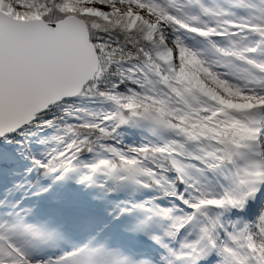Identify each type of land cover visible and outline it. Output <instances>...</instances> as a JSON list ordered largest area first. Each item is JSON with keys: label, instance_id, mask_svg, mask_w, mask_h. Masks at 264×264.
I'll list each match as a JSON object with an SVG mask.
<instances>
[{"label": "snow or ice", "instance_id": "6c2138e0", "mask_svg": "<svg viewBox=\"0 0 264 264\" xmlns=\"http://www.w3.org/2000/svg\"><path fill=\"white\" fill-rule=\"evenodd\" d=\"M61 124L33 168L152 192L120 213L158 250L79 246L54 215L0 205V264H264V0H0V141Z\"/></svg>", "mask_w": 264, "mask_h": 264}, {"label": "rangeland", "instance_id": "374dc122", "mask_svg": "<svg viewBox=\"0 0 264 264\" xmlns=\"http://www.w3.org/2000/svg\"><path fill=\"white\" fill-rule=\"evenodd\" d=\"M80 107L88 111L96 110V106L89 105L85 101H81ZM81 115L84 119H90V117L84 113ZM70 120L71 119L66 122L69 123ZM32 131L34 134L25 138L28 142L25 149L15 146L14 143L4 144L1 141L0 151L4 153V159L0 161V205L7 204L9 208L13 209V207L20 203L21 198L25 196L24 194L32 192L44 193V191H41L42 186H44L41 182L50 180L43 172L40 174L36 173V169L31 165V161L27 158L26 153L37 159L41 158L42 154L48 148L56 146V141L53 140L52 137L54 135H63V124L58 128H49L46 133L35 130ZM120 131L122 132V142L124 144L138 145L149 142L147 135L150 133L148 131L126 128ZM45 140L47 141L46 143ZM81 188L85 187L81 185ZM98 192L97 189L95 190L94 187H92L87 196L93 193L95 197L99 198ZM123 194L126 197L129 196V206L132 202L146 200L153 195V193L148 190H139L137 186L133 184H129L127 190L124 191ZM62 195H66V193L64 192ZM112 195H116L117 197V193H109L105 195V198L111 197ZM126 200L127 199H122L123 202H126ZM152 247L158 249V246L155 245L154 242ZM156 252L154 251V253Z\"/></svg>", "mask_w": 264, "mask_h": 264}, {"label": "bare ground", "instance_id": "6f19581e", "mask_svg": "<svg viewBox=\"0 0 264 264\" xmlns=\"http://www.w3.org/2000/svg\"><path fill=\"white\" fill-rule=\"evenodd\" d=\"M147 139H149V141H154L155 137L149 134L147 135ZM41 183L44 186L51 185L48 191L44 192L45 194L40 192L39 195H36V193L34 192L29 193V194L28 193L24 194L25 196L21 198L20 203L17 205L15 211H18L20 208H23L25 206L30 207V208L34 207V210L38 211L39 210L38 202H40V199L44 198L46 207L41 213H48V214H52L55 216V211L58 208H60V206H58L60 203L68 205V203L72 201L73 203H76L77 208H83V206L81 207V205L85 204L89 200L88 197H91V198L94 197V195L87 196V194H89L90 188H81V185L75 184L73 181H68L65 183H61V182L52 183L50 179V180L42 181ZM64 192L66 193L65 196L62 195ZM98 195H99V198H97V201L93 203L91 207L99 211V215L102 216L101 224L103 225V227H107L108 230L114 225V222L118 219L127 218L128 220H131L132 215H140V213H133V214H121L120 213L121 207L129 206V201H128L129 196L126 197L123 194V192L117 193V197L116 195H112L111 197L105 198V195L102 194L101 192H98ZM122 199L124 200L127 199V200L126 202H123ZM3 205L7 206V204H3ZM63 211H67V209L64 207ZM79 221H81L80 218H79ZM119 234H121L122 237L123 236L126 237L127 235H129V232H126L121 228H117L116 230H114V232H112V235L114 236H118ZM132 234H133V238L136 243H139L140 237H141L144 240L142 242L140 241V243L143 245L147 244L146 248H142L140 250V255L138 256L140 257L146 256L147 258H149L150 254H147V255L143 254L145 255L143 256L142 252L143 251L147 252L148 250L156 252L157 248L152 247L153 241H150L149 239H147V237L143 235H138L134 233ZM98 240L103 241V237L99 236ZM70 242L76 243L73 239H71ZM135 255L137 254L135 253Z\"/></svg>", "mask_w": 264, "mask_h": 264}, {"label": "trees", "instance_id": "16d2710c", "mask_svg": "<svg viewBox=\"0 0 264 264\" xmlns=\"http://www.w3.org/2000/svg\"><path fill=\"white\" fill-rule=\"evenodd\" d=\"M73 122H74V121H72V120L69 121V123H73ZM20 139H21V137H19V136H17V137L14 138V142H13V143H14L15 146H18V145L15 143V141H16V140H20ZM27 143H28V142H27V140L25 139V147H24V148H21V149H25V148L27 147ZM0 144H1V141H0ZM18 147H19V146H18ZM19 148H20V147H19Z\"/></svg>", "mask_w": 264, "mask_h": 264}]
</instances>
